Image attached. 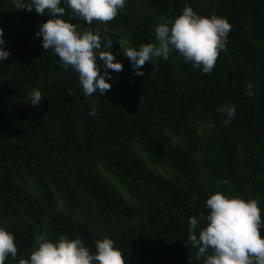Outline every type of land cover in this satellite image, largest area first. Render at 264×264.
Instances as JSON below:
<instances>
[{"label": "trees", "instance_id": "trees-1", "mask_svg": "<svg viewBox=\"0 0 264 264\" xmlns=\"http://www.w3.org/2000/svg\"><path fill=\"white\" fill-rule=\"evenodd\" d=\"M185 5L231 24L212 73L171 51L134 75L118 42L154 43V26ZM60 6L78 31L111 39L122 71L109 70L111 89L85 98L75 71L35 35L52 18L47 10L0 0L10 52L0 62V227L18 249L5 264L27 259L42 232L80 238L92 252L111 238L127 264H203L187 240L188 220L207 214L211 194L256 199L264 219V0H127L113 20L91 25ZM33 89L43 97L35 107ZM224 104L236 108L227 125Z\"/></svg>", "mask_w": 264, "mask_h": 264}, {"label": "clouds", "instance_id": "clouds-1", "mask_svg": "<svg viewBox=\"0 0 264 264\" xmlns=\"http://www.w3.org/2000/svg\"><path fill=\"white\" fill-rule=\"evenodd\" d=\"M17 10L35 12L49 18L42 23L36 37H42L44 51L49 49L59 57L64 68L71 67L78 76L79 86L85 98L94 94L103 95L111 89L112 79L109 70L122 71V63L116 60L111 48L113 43L108 36H101L99 29L77 30V26L61 17L65 7L62 0H12ZM127 0H63L72 14L86 21L106 23L113 20L126 6ZM231 24L227 18L216 15L203 16L189 5L174 20H166L154 26L155 42L142 44L138 49L125 46L119 41L122 55L130 61L134 75L142 76V66L154 58L167 60L171 51H177L185 62L204 74H211L219 52L227 44ZM103 41V43H102ZM3 29L0 28V62L9 57L10 52L3 47ZM103 62V70L100 63ZM245 95L251 98L254 85L245 86ZM69 96L71 92L69 91ZM29 103L38 106L43 97L39 89L28 92ZM93 105L95 101L93 100ZM219 112L225 114L227 125L236 116L235 105L224 104ZM93 106L89 112L94 116ZM208 127H212L211 124ZM221 183V181H217ZM222 183L228 184L227 179ZM256 199L234 197L222 192L211 194L205 203L207 214L200 213L188 220L187 240L197 249L196 259L203 264H264V219ZM14 235L0 227V264H5L9 256L18 253ZM19 264H127L122 251L108 237L95 241L92 252L80 238L60 236L49 240L46 233L36 234L34 247L27 259ZM189 264L192 261L189 259Z\"/></svg>", "mask_w": 264, "mask_h": 264}]
</instances>
